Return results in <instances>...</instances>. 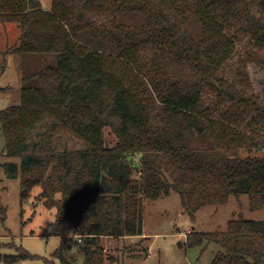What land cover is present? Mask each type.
I'll use <instances>...</instances> for the list:
<instances>
[{"label": "trees", "instance_id": "1", "mask_svg": "<svg viewBox=\"0 0 264 264\" xmlns=\"http://www.w3.org/2000/svg\"><path fill=\"white\" fill-rule=\"evenodd\" d=\"M7 23L19 29L20 92L0 110L15 159L3 169L22 199L39 187L55 210L60 264H76L74 237L84 264H106L100 239L141 235L144 200L171 192L191 218L241 194L264 209V81L260 95L247 71L264 70V0H0ZM227 29L253 48L237 55ZM186 241L217 244L210 264H264V220ZM28 257L0 252V264Z\"/></svg>", "mask_w": 264, "mask_h": 264}, {"label": "rangeland", "instance_id": "2", "mask_svg": "<svg viewBox=\"0 0 264 264\" xmlns=\"http://www.w3.org/2000/svg\"><path fill=\"white\" fill-rule=\"evenodd\" d=\"M44 9L50 8V0H40ZM227 34L236 44V54L243 55L253 46L249 38L232 29ZM19 29L15 23L0 24V110L18 102L20 92V56L10 49L17 44ZM235 58L230 60L233 65ZM255 91L263 95L264 70L251 63L247 66ZM106 141L114 144L115 138L108 129ZM4 136L0 128V252L15 253L18 248L30 257L18 264H45L52 260L60 264L54 252L60 246L58 236L49 235L55 210L46 208L37 200L39 187L26 198H21L18 179L9 178L3 164L15 159L4 156ZM139 156L129 159L137 176ZM264 220V209L250 208L246 194L230 196L220 205L199 209L191 218L183 209L177 193L162 195L157 200H144L143 231L141 235L126 237H102L100 245L106 264H210L220 247L213 243L189 246L188 236L199 232L224 231L233 218ZM68 256H74L76 264H84V243L74 237L69 242Z\"/></svg>", "mask_w": 264, "mask_h": 264}]
</instances>
